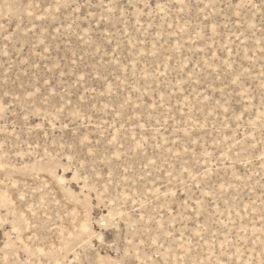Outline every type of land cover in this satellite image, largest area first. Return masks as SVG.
Instances as JSON below:
<instances>
[{"label": "rangeland", "instance_id": "obj_1", "mask_svg": "<svg viewBox=\"0 0 264 264\" xmlns=\"http://www.w3.org/2000/svg\"><path fill=\"white\" fill-rule=\"evenodd\" d=\"M0 264H264V0H0Z\"/></svg>", "mask_w": 264, "mask_h": 264}]
</instances>
